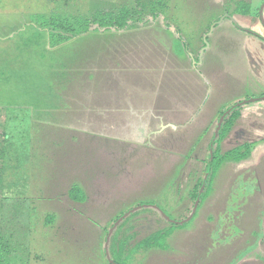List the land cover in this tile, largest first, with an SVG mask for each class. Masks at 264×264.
I'll return each mask as SVG.
<instances>
[{
	"label": "rangeland",
	"instance_id": "1",
	"mask_svg": "<svg viewBox=\"0 0 264 264\" xmlns=\"http://www.w3.org/2000/svg\"><path fill=\"white\" fill-rule=\"evenodd\" d=\"M148 1L0 0V264H264V0L246 16L239 0ZM143 2L123 31L56 45L35 16ZM151 95L148 123L114 122ZM216 132L220 155H249L221 162L193 214Z\"/></svg>",
	"mask_w": 264,
	"mask_h": 264
},
{
	"label": "trees",
	"instance_id": "2",
	"mask_svg": "<svg viewBox=\"0 0 264 264\" xmlns=\"http://www.w3.org/2000/svg\"><path fill=\"white\" fill-rule=\"evenodd\" d=\"M160 1L161 0H158V2ZM239 1L240 2L238 6L234 8V11H239L243 13L244 15L249 14L251 12L250 2L248 3V1H242V0H239ZM153 2L154 0L148 1L149 4H152ZM145 5L146 4L143 2V3H140L139 6L137 3V7L134 6L132 8H129L127 6H122L115 11L100 10V11L94 12V14L90 17L87 15H81L79 13H76L74 15H52L50 18H45L43 15H40V14H37L35 16L38 21L43 23L42 25H44V22L46 21V24L48 25V29H49V37H50L49 42L52 45H56V44L64 43L75 37L81 36L89 32L91 30L92 24L98 25L100 28H103L104 31H108L109 29L123 31L129 25L135 24L136 22H139L142 19L141 15L143 14V10H144L143 6ZM136 13H137V16H136ZM147 19H150V18L147 17ZM238 116H239V112L232 111L228 115L227 119L226 117L222 118L223 127H224V129H222L223 130L222 134H224L226 131L225 127L229 128L230 122L233 119L237 118ZM219 135L220 133L218 132V135L215 138V145L213 148V157L211 161L210 173L206 180L204 190L201 194V197L199 200L200 203L204 200V198L207 196V193L209 192V190H205L206 186H208L207 189L210 188L213 176L224 159L235 158L236 160H240V159L246 158L249 155L248 145H244L242 147H235L233 149L226 151L223 156L220 155L218 151V145H219L218 142L220 141L223 135L217 141ZM4 140H5V137L3 141ZM5 145H6V142H4V147L0 149V157H2L3 152H5ZM243 148L244 150H242ZM2 182H3V178L1 175V167H0V185L3 187L4 182L3 183ZM201 183H202V180L195 186L194 190L191 193V199L194 201L196 199ZM76 188L77 187H73V189L71 190V194H73V198L75 197L76 199H78V198L83 197L81 195L79 196L76 195V191H75ZM172 225L175 226L176 224L173 222ZM172 225L167 230L162 229L161 231L160 230L155 231L152 235H150L144 241H142L143 242L142 244L145 246H149L153 244V245L162 247L165 237L169 233H171V231L174 228V226ZM176 226H181V224L176 225ZM0 241H1V236H0Z\"/></svg>",
	"mask_w": 264,
	"mask_h": 264
},
{
	"label": "crops",
	"instance_id": "3",
	"mask_svg": "<svg viewBox=\"0 0 264 264\" xmlns=\"http://www.w3.org/2000/svg\"><path fill=\"white\" fill-rule=\"evenodd\" d=\"M71 57V54H69V58ZM127 56H124V59H126ZM124 63H126L127 61H123ZM124 70H126L127 72H131L133 69H131V67L125 66L123 68ZM147 101V105L144 108L141 104L137 103H133L131 101H128L127 104H122V108H118L115 109L116 112L113 114L114 116V122H119V123H132L135 118V115H140V116H145L141 119L142 123H148L149 119L147 118V116H154V103L155 100L152 97V95L150 97H148L146 99ZM104 104H108L106 101H104ZM104 111L101 113H98V115L102 118V116H105L107 113V109L108 106L106 105L104 108ZM102 115V116H101ZM104 119V118H102ZM104 123V122H103ZM118 130H124V129H118ZM141 130H147L146 128H142ZM129 131V130H127Z\"/></svg>",
	"mask_w": 264,
	"mask_h": 264
},
{
	"label": "water",
	"instance_id": "4",
	"mask_svg": "<svg viewBox=\"0 0 264 264\" xmlns=\"http://www.w3.org/2000/svg\"><path fill=\"white\" fill-rule=\"evenodd\" d=\"M263 7H264V4H263V5L261 6V8H260V19L262 20V22H263V24H264V20H263V16H262V10H263ZM261 98H264V96L261 97ZM252 100H253V99H252ZM248 101H251V100H247V101L240 102V103L236 104V106L241 105L242 103H246V102H248ZM234 107H235V106L230 107L229 110H227V112L230 111V110H231L232 108H234ZM227 112H225V113H227ZM216 136H217V132L215 133V138H216ZM212 157H213V151H212V149H210V156H209V160H208V168H207L206 174H205V176H204L203 182H202V184H201V186H200V189H199V191H198V193H197L193 212L195 211V209H196V207H197V205H198V203H199V200H200L201 194H202V192H203V188H204V186H205V182H206V180H207V176H208V174H209V170H210V167H211ZM164 216H165V215H164ZM174 223H175V222H174ZM176 223H177V222H176ZM179 223H182V222H179ZM110 231H112V229H111Z\"/></svg>",
	"mask_w": 264,
	"mask_h": 264
},
{
	"label": "flooded vegetation",
	"instance_id": "5",
	"mask_svg": "<svg viewBox=\"0 0 264 264\" xmlns=\"http://www.w3.org/2000/svg\"><path fill=\"white\" fill-rule=\"evenodd\" d=\"M249 14H250V13H249ZM244 16H246V15H244ZM260 37H261V38H264L262 35H260ZM256 99H264V98H254L253 100H256ZM251 101H252V100H251ZM233 106L237 107L236 104L233 105ZM238 106H239V105H238ZM231 107H232V106H231ZM235 107H234V108H235ZM234 108H232L231 110H233ZM228 110H229V109H228ZM231 110H230V111H231ZM230 111H228V112L226 111V112H227V113H230ZM231 112H232V111H231ZM227 113H225L224 115H227V116H228L229 114H227ZM224 117H226V116H222V118H224ZM222 118H221V121H222ZM216 131H217V130H216ZM217 135H218V133H217ZM209 144H210L209 149H212V151H213V148H214V145H215V135L213 136V138H212V140H211V142H210ZM218 144H219V142H218ZM209 156H210V155H209ZM208 160H209V158H208ZM208 160H207L206 167H205V168H206V169H205V172H204L205 174H206V171H207V168H208ZM209 173H210V170H209ZM205 174H204V176H205ZM208 176H209V174H208ZM208 176H207V178H208ZM203 179H204V178H203ZM203 179H202V182H203ZM201 184H202V183H201ZM205 184H206V182H205ZM204 187H205V186H204ZM199 189H200V187H199ZM203 190H204V188H203ZM198 191H199V190H198ZM195 200H196V199H195ZM198 204H199V203H198ZM194 205H195V201H194ZM194 205H193V209H194ZM197 208H198V205H197L195 211L193 212V214L196 212ZM193 214H192V215H193ZM184 221H186V220H184ZM184 221H183V222H184ZM179 222H181V221H180V220H177V223L175 222V224H178ZM179 224H181V223H179ZM179 224H178V225H179Z\"/></svg>",
	"mask_w": 264,
	"mask_h": 264
}]
</instances>
